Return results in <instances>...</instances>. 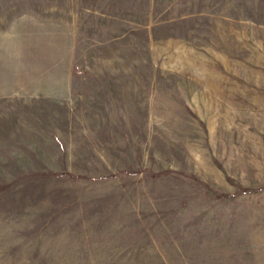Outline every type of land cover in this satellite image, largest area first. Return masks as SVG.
<instances>
[{"label": "rangeland", "instance_id": "374dc122", "mask_svg": "<svg viewBox=\"0 0 264 264\" xmlns=\"http://www.w3.org/2000/svg\"><path fill=\"white\" fill-rule=\"evenodd\" d=\"M0 264H264V0H0Z\"/></svg>", "mask_w": 264, "mask_h": 264}]
</instances>
